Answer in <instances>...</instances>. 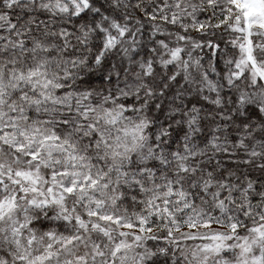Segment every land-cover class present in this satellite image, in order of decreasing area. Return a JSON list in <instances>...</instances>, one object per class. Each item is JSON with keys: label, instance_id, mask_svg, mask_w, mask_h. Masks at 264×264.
I'll use <instances>...</instances> for the list:
<instances>
[{"label": "snow or ice", "instance_id": "snow-or-ice-1", "mask_svg": "<svg viewBox=\"0 0 264 264\" xmlns=\"http://www.w3.org/2000/svg\"><path fill=\"white\" fill-rule=\"evenodd\" d=\"M0 264H264V0H0Z\"/></svg>", "mask_w": 264, "mask_h": 264}, {"label": "trees", "instance_id": "trees-1", "mask_svg": "<svg viewBox=\"0 0 264 264\" xmlns=\"http://www.w3.org/2000/svg\"><path fill=\"white\" fill-rule=\"evenodd\" d=\"M206 15H210V13H208V14H206ZM204 18H205V16H203V15L200 17V19H204ZM210 31H211V30H210ZM192 35H193L194 37H198L199 34L193 31V32H192ZM214 39L220 44V47H221V48H224V47H225V41L228 39V36L222 34V33L219 32V31H217V34H216V36L214 37ZM230 47H231V46L229 45V48H230ZM196 51H197L198 53H200V55H202V56L205 57V63H207V62H208V61H207V57L211 55V53H209V51H208V48L205 46V48L203 49L202 52H201L199 49H197ZM216 60H217V62L219 63V66L222 68V67H223V61L220 60L219 57H217ZM161 242H162V241H161ZM149 243L151 244V243H154V242H149ZM188 243H192V242L189 241Z\"/></svg>", "mask_w": 264, "mask_h": 264}]
</instances>
